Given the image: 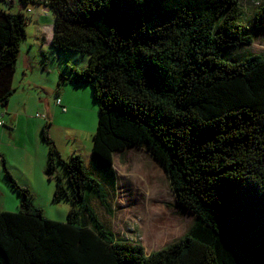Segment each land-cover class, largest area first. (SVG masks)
<instances>
[{
  "label": "trees",
  "instance_id": "trees-1",
  "mask_svg": "<svg viewBox=\"0 0 264 264\" xmlns=\"http://www.w3.org/2000/svg\"><path fill=\"white\" fill-rule=\"evenodd\" d=\"M19 1L53 11L52 48L88 55L82 69L59 71L60 84L89 85L98 122L90 167L81 152L63 158L51 123L42 128L52 200L71 204L64 222L44 216L0 153L19 198L17 211L0 210V264H264V55L234 56L264 28V5L248 30L242 0ZM13 7L0 0L1 108L29 18ZM133 147L162 165L194 215L183 236L149 253L117 237L89 202L92 194L113 212V157Z\"/></svg>",
  "mask_w": 264,
  "mask_h": 264
},
{
  "label": "rangeland",
  "instance_id": "rangeland-1",
  "mask_svg": "<svg viewBox=\"0 0 264 264\" xmlns=\"http://www.w3.org/2000/svg\"><path fill=\"white\" fill-rule=\"evenodd\" d=\"M16 1L19 2V0ZM260 5H264V0H242L244 14L240 21L248 30H252L250 29L251 20ZM19 8H22V11L29 16L26 36L21 43L20 52L21 56L28 52L30 62L29 68L22 70L20 67L17 79H13L15 90L11 98L15 96L14 103H17L22 93L29 94L31 100L25 114H30L33 119H39L34 114L36 112L46 113L47 108L49 116L54 117V122L51 123V134L60 136L63 144L69 139L63 135L62 123L72 121L70 123L75 128L80 127L82 131H74L78 135L76 151L81 152L85 164L90 167L92 134L97 127L98 106L92 98L89 85L60 84L59 75V71H66L64 70L65 65L82 69L88 55L81 52H61L52 48L50 43L43 45L41 36L50 30L52 33L53 28L54 13L50 8L48 12L45 10L48 13L46 16H42V5L22 3V7L20 4ZM13 10H17L16 7H13ZM253 37V42L234 53V56L250 53L264 55V28L259 29ZM43 54H46V58ZM27 76L34 82L32 88L19 87L18 84ZM57 90L60 92L57 96L60 98H63L61 92L64 91L65 100L72 99L69 102L75 106L74 115L67 114L64 117V113L55 104ZM33 119H30L31 123ZM5 128L10 130L7 126ZM36 132L38 133L39 129L36 128ZM39 140L40 143L35 145V149L23 143L17 147H4L6 164L18 183L31 189L34 196L32 203L42 208L44 216L64 222L67 220L71 204L65 199L60 202L52 200L55 185L54 174L51 175V179H48L45 168L42 174V152L47 149V146L42 138ZM44 154L46 155V151ZM113 160L118 181L117 192L116 194L114 192L110 199L113 212L107 213L103 210L99 200L89 194L90 205L101 221L111 227L117 237L131 238L142 244L146 253L157 250L183 236L191 227L194 215L177 204L176 194L162 165L154 160L143 147L129 148L122 154L116 153ZM38 163L40 169L36 171V174L29 175L26 171L27 167H32V164L37 167ZM46 164L47 161L44 167ZM56 173L66 184L67 180L61 166H57ZM18 205V195L7 180L0 160V210L17 211Z\"/></svg>",
  "mask_w": 264,
  "mask_h": 264
},
{
  "label": "crops",
  "instance_id": "crops-1",
  "mask_svg": "<svg viewBox=\"0 0 264 264\" xmlns=\"http://www.w3.org/2000/svg\"><path fill=\"white\" fill-rule=\"evenodd\" d=\"M16 5L18 6V9H19L20 1L18 2L16 0H14V6L17 8ZM45 10L48 12L49 8L43 7L42 16H46L48 14V13H46ZM52 32H53V28H52ZM51 37H52L51 30L48 31V33H46V34H43L41 36L43 45H47V43H50ZM29 62H30L29 53L27 52V54H24L21 56V52H20L19 57H18V61H17V68H16L13 79L14 78L17 79L20 67L22 70H27L29 68ZM18 85H19V87L20 86H24V87L28 86L29 88H32V86L34 85V82H32L30 77L27 76ZM61 93L63 95V98L61 97L62 102L64 105L67 106L68 110L66 112H62L60 106L57 105L56 101H55V104L59 107L60 111L62 113H64V117H66L67 114L68 115H74L75 106L71 102H69L72 99H67L69 101H66L65 97H64V95H65L64 91H62ZM57 95H60L59 90L56 91V96ZM57 97H59V96H57ZM14 98H15V96L13 98H10L9 104L6 108L0 107V120H3L7 125L13 126V128L9 130V129L5 128V125H0V153H2L4 155V157H5V153H6L4 150V147H14V146L17 147V145H19L20 143H23V145L29 146V147H31V149H35V145L40 143L39 138H41V131H42V128H43L45 122L46 121H49L50 123L54 122V117L49 116L47 108H46V113L45 112L42 113V114H45L46 118H43V116H37L38 112H36L34 114V116L39 118V119H33V118H31L30 114H25L26 108H28V104H30V100H31V97L29 94L24 95V93H22V96L17 101V103H14ZM56 115L57 114H55V116ZM30 119H33V123H31ZM70 122H72V121H68V122L64 121L61 125L63 135L67 139H69V141H66V143H64V144H63V139L60 136H53L51 134L52 124H50V128H49V133L52 136V138L54 139V141H55V143H56V145H57V147H58L63 158H67L74 151L77 150L78 147L76 146V144L78 141V135L74 131H78V130L82 131V129L80 127L77 129ZM36 128H37V130L39 129L40 133L36 132ZM24 131H25V133H24ZM71 139H72V141H71ZM70 141H71V143H70ZM34 151H36V150H34ZM44 151H46V155L44 154ZM47 152H48V148L43 150V152H42L43 153L42 154V157H43L42 174H43V171L45 168L44 167L45 161H47ZM76 152H79V151H76ZM34 153H36V152H34ZM39 169H40V165L38 163L37 167L34 164H32V167H27L26 171H28L29 175H32V174H36V171H38ZM53 190H54V188H53ZM6 211H9V210H6Z\"/></svg>",
  "mask_w": 264,
  "mask_h": 264
},
{
  "label": "built area",
  "instance_id": "built-area-1",
  "mask_svg": "<svg viewBox=\"0 0 264 264\" xmlns=\"http://www.w3.org/2000/svg\"><path fill=\"white\" fill-rule=\"evenodd\" d=\"M56 103L57 105L60 106V108L63 110V111H66L67 110V107L66 105L63 104L62 102V99L60 97H57L56 98ZM37 116H41V114H37ZM3 124V122L0 120V125Z\"/></svg>",
  "mask_w": 264,
  "mask_h": 264
}]
</instances>
